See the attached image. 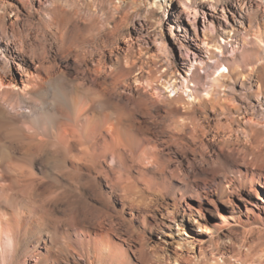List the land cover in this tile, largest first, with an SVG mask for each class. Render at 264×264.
I'll return each mask as SVG.
<instances>
[{"label": "rangeland", "instance_id": "374dc122", "mask_svg": "<svg viewBox=\"0 0 264 264\" xmlns=\"http://www.w3.org/2000/svg\"><path fill=\"white\" fill-rule=\"evenodd\" d=\"M235 1L252 2L250 16L226 40L216 26L224 54L196 70L189 87L199 99L225 59L237 67L235 52L249 49L244 32L264 28V0H213ZM176 5L0 0L1 73L20 55L42 65L23 83L11 63L20 81L8 101L0 97V217L30 224L0 264H111L95 242L123 264L264 263V131L244 133L230 102L192 107L180 89L189 69L180 41L190 42L193 20ZM253 54L264 63L263 50ZM172 84L182 99L172 101ZM30 97L41 102L37 113ZM84 110L121 120L109 144L88 131Z\"/></svg>", "mask_w": 264, "mask_h": 264}, {"label": "bare ground", "instance_id": "6f19581e", "mask_svg": "<svg viewBox=\"0 0 264 264\" xmlns=\"http://www.w3.org/2000/svg\"><path fill=\"white\" fill-rule=\"evenodd\" d=\"M175 1L177 3L176 7L179 11V15H181L182 18L187 16L191 17L193 20L192 23H190L193 31V33H189L190 42H187L186 44L183 40L180 41L182 48L187 54L185 59L189 62V69L186 72L187 75L182 77L183 82L180 85V89L184 92H190L191 95L189 96L197 101L190 103L192 107L194 109L199 107H208V105H212L214 108L218 106L224 107L228 106V102H230L238 113V117L236 118L237 123L240 127L245 128L243 129L244 133L251 132L255 135L264 131V104L260 101L261 98H264V63H259V56L253 54V51L256 49L264 51V28H259V30L254 32L253 35L251 32H244L242 39L243 44L245 46H249V49L247 50L245 48L239 54H236L235 52L234 55L241 59L237 67L232 66L229 60L225 59V62L220 67L223 70L220 72L219 78L216 79L215 83L208 91H206L207 98H197V88L195 87V89H190L189 87L190 83H195L193 79L196 70L198 68L204 69L207 65V61L205 59L206 57L215 59L217 53L222 55L224 54V47L217 39L218 30L216 26L221 28V37L226 40L228 38V34L235 30L237 25L244 27V20L250 16V9L253 3L249 1H235L234 3H230L228 7L226 6L227 8H224L222 6H218L213 2V0H207L206 2L201 3L198 7L192 8V0ZM188 21H190V19H188ZM187 32L188 30H186V33ZM6 36V33L0 32V42ZM33 61L35 60L33 59ZM11 63L18 66V71H21V81L23 83L26 81L30 82L34 78H39L40 76L38 71L39 68L42 67V65L40 66V64H37L38 62H32L31 65L28 64L23 55L6 60L5 64L7 65V70L1 73L2 69L0 67V97L2 100L6 98L7 101L9 95L12 94L18 87V83L20 81L18 74L10 71L9 67ZM173 66L174 63L168 62L167 70H172ZM103 70L104 69L101 68L97 71V74L101 76ZM173 73L174 72H172V74ZM253 77L256 79L254 80ZM240 79L242 83L240 84L241 89L237 92L234 90L232 85L239 82ZM177 80L178 79L175 78V81ZM252 80L258 84L257 91L252 90ZM25 87H27L26 94L32 97L35 90L30 88V85L28 84H25ZM169 88H171V92H176L172 101H178L183 98L182 95L177 94V84H172ZM221 89H225L224 91L227 90L229 92V94L226 95L229 97L228 101H226V99L223 100L219 98L217 93L218 90ZM252 96L256 97L255 103L251 101ZM31 101L33 102L31 103ZM31 101L28 102L32 108L31 113H37L36 111L42 107L41 102H39L38 99L32 98ZM87 111L88 110H84L83 112L85 120L88 124V131L91 132L94 137L95 135H98L103 143L109 144L113 135L119 132L121 120L114 119L111 115L107 114L106 120L102 121L101 118L96 117L95 115L90 117L89 114H87ZM5 157V155L0 153V163ZM1 212L2 209L0 205V214ZM2 216L4 217V215ZM3 217H0V258L5 257L6 253L9 252L11 248L13 249V247H15L18 243V235L21 234V236L25 237L28 234L30 225L29 223L25 225L24 223L21 224L20 221H14L12 216H6L5 219H2ZM15 229H17L18 232ZM95 244H97L101 253L107 256V258L111 261V264H123L122 261L111 258L113 250L112 247L109 245H100L98 242H95Z\"/></svg>", "mask_w": 264, "mask_h": 264}]
</instances>
